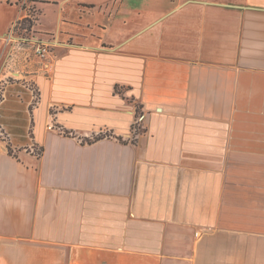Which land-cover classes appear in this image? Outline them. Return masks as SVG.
Returning <instances> with one entry per match:
<instances>
[{
	"label": "crops",
	"instance_id": "0c3cea01",
	"mask_svg": "<svg viewBox=\"0 0 264 264\" xmlns=\"http://www.w3.org/2000/svg\"><path fill=\"white\" fill-rule=\"evenodd\" d=\"M28 1L0 2V264H264V0Z\"/></svg>",
	"mask_w": 264,
	"mask_h": 264
},
{
	"label": "built area",
	"instance_id": "2783aa9c",
	"mask_svg": "<svg viewBox=\"0 0 264 264\" xmlns=\"http://www.w3.org/2000/svg\"><path fill=\"white\" fill-rule=\"evenodd\" d=\"M7 1L11 3H21L25 6L28 0H0V2ZM32 10V6L29 7V11ZM5 42L11 44L17 49L30 50L36 55L42 62V65L47 73H51L54 69V65L49 61V54L53 47H55L59 42L58 37L55 35H49L47 38L39 37L32 32V29L24 26L21 23V19H16L10 26V29L5 37ZM16 57L14 54L10 55V62H14ZM7 80L0 81V101L4 98V92ZM34 92V100L38 101L40 98V93L38 88L34 85L31 86ZM52 127V126H50ZM135 130H137V125H135Z\"/></svg>",
	"mask_w": 264,
	"mask_h": 264
},
{
	"label": "trees",
	"instance_id": "16d2710c",
	"mask_svg": "<svg viewBox=\"0 0 264 264\" xmlns=\"http://www.w3.org/2000/svg\"><path fill=\"white\" fill-rule=\"evenodd\" d=\"M102 136H96L94 139H89L88 141L89 142H93L94 140H97V139H99V138H101ZM8 147H9V149L11 150V145L10 144H8Z\"/></svg>",
	"mask_w": 264,
	"mask_h": 264
},
{
	"label": "rangeland",
	"instance_id": "374dc122",
	"mask_svg": "<svg viewBox=\"0 0 264 264\" xmlns=\"http://www.w3.org/2000/svg\"><path fill=\"white\" fill-rule=\"evenodd\" d=\"M36 102H37V101H36ZM0 136H1V137H5V136H4V134H3V133H1V132H0Z\"/></svg>",
	"mask_w": 264,
	"mask_h": 264
}]
</instances>
